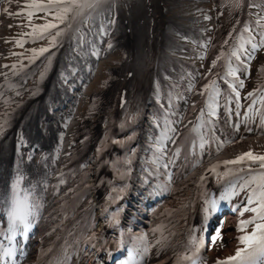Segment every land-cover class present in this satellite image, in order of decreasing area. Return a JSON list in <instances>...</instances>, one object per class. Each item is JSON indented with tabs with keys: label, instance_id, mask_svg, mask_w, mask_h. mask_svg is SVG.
Listing matches in <instances>:
<instances>
[{
	"label": "bare ground",
	"instance_id": "bare-ground-1",
	"mask_svg": "<svg viewBox=\"0 0 264 264\" xmlns=\"http://www.w3.org/2000/svg\"><path fill=\"white\" fill-rule=\"evenodd\" d=\"M247 0H215L218 8H223L226 3L229 4L231 19L226 25H220L219 35L214 42L210 56H216L215 65L212 64V68L207 78L201 80V86L208 84L209 80L213 78L220 70L221 65L225 62V56L232 46L234 37L240 28L242 21L245 19L244 12ZM238 5V6H237ZM142 18L144 17L143 10H140ZM140 18H138L137 28L135 30L134 39L140 49L138 55L139 66H141L145 60L146 56L143 52V45L145 43L146 30L148 29L149 23L145 21L139 24ZM163 41V38L159 36ZM227 41V43H225ZM219 57V59H218ZM120 73L117 72V77L114 81L113 90L117 88L120 82ZM120 94V92L118 93ZM195 109L194 104H189L185 107L186 117H191ZM3 117V112H0V119ZM186 127L181 129L184 132ZM205 137L196 139L190 144V148L195 151V155L191 158L185 156L184 149L178 152V148L169 144L163 147L162 157L164 161V169L168 173V177L165 176L164 184L166 187V196L161 201V205L158 207L154 213V219L149 225L150 229L146 230L145 235L142 238L132 239L125 236L124 233H119L112 238L111 241L103 239V231L99 227H93L89 231L81 229H75V231L67 228L69 225L74 223L77 219L75 216L79 213L80 207L75 208V211L70 214L72 205L70 201L77 196H80L79 190H85L87 192H92L96 196L98 194L97 186L93 185L92 181L86 179V186L77 187V184L68 183L63 190H56V176L52 177L49 170L45 168V174L43 177L44 183L41 185L43 191V204L45 206V211L41 214L39 218V228L40 231L38 235H34V232L29 237L23 236L20 240V252L17 258L12 264H95L99 260L110 259L112 252H116L120 249V244L118 241L120 239L125 240L127 243H133L132 247L136 249L134 253L135 264H172V260L175 259L176 264H181L183 260L180 258L186 255H192L193 247L191 244V238L187 239L189 229L187 230L189 223L198 224L203 222L207 223L208 220L212 221L217 214L211 213L208 215L205 209L208 207L206 200L216 199L218 205L224 203V200H220L222 194L227 191L232 190V184L238 187L240 181L249 176V168L247 163L241 162L240 164H226L225 161L235 160L236 157L240 156L242 153L252 151L253 154L264 155V135H254L250 131L245 132L242 136L236 134V141L234 144L230 145L225 150L211 153L208 156V137H212L208 133L212 131V128L202 127L198 129ZM208 130V132H207ZM225 136H229V129H221L220 133ZM212 134V133H211ZM2 137H0L1 139ZM87 143V140H84ZM159 148V145L156 144ZM147 148L142 150L141 160L138 162L139 171L146 167L145 156L147 155ZM151 154H153L151 152ZM166 165V167H165ZM242 165V166H241ZM243 167V168H241ZM215 168V171L212 169ZM233 173L229 177H221V171L224 170ZM235 169V170H234ZM65 171V168H63ZM145 171V169H144ZM9 173L6 166L1 170L3 178H5ZM87 173L91 176L90 171ZM253 174V173H252ZM84 177V175H83ZM127 177V175L125 176ZM203 177V179H201ZM36 179H27L28 182H32ZM41 179V178H40ZM231 182V183H229ZM101 192L98 194V199H102L105 192L104 189H100ZM235 191L238 195L232 196L230 200L234 203V206L230 211L228 218L231 219L232 223L235 225H229L231 227H236L240 220H249L255 214L251 211L244 212L243 216L240 212L243 208L248 205L247 196H242L241 189ZM0 192L2 193L5 202H8V196L4 192L0 185ZM252 192V191H251ZM251 194V193H250ZM120 195V194H119ZM118 197V195H117ZM213 197V198H212ZM122 199V196L120 197ZM162 199V198H161ZM229 201V200H227ZM84 209H88V203H85ZM217 205V207H218ZM66 207H70L69 211H66ZM95 208L86 210V214L91 216L96 212L94 223L102 224L105 222V210L101 205L94 206ZM250 207H256V203L250 205ZM80 209V210H83ZM56 217L57 220L48 219ZM0 229L2 233L8 232V222L5 219H1ZM238 221V222H236ZM262 220H257L256 223H261ZM192 224L190 225V227ZM22 227V226H21ZM203 229V227H200ZM199 228V230H200ZM247 228V227H246ZM37 231V227L35 228ZM96 229V230H95ZM22 228H20L16 233L21 234ZM20 232V233H18ZM10 233V232H9ZM128 233V232H127ZM130 235V233H128ZM199 235L203 236V232ZM62 237L58 244H62L63 254L58 255V245L57 240ZM126 237V239L124 238ZM118 237V240H117ZM184 241V242H183ZM93 242L103 243L104 254L97 259H93L92 263L88 257L89 251L92 249ZM187 251H182L184 248ZM55 247V248H54ZM241 247V246H240ZM98 254H100L99 248ZM147 249V251H145ZM205 248H201L200 257L203 260V264H216L217 258L211 254L206 253ZM181 251V252H180ZM23 252V255H21ZM127 260H123L120 264H123Z\"/></svg>",
	"mask_w": 264,
	"mask_h": 264
},
{
	"label": "snow or ice",
	"instance_id": "snow-or-ice-1",
	"mask_svg": "<svg viewBox=\"0 0 264 264\" xmlns=\"http://www.w3.org/2000/svg\"><path fill=\"white\" fill-rule=\"evenodd\" d=\"M105 2L106 0H48L47 4L33 3L29 6L42 11L56 9L57 19H59L61 23L69 21L67 26L71 28V21H74L80 17H84L86 19L87 15L91 14V11L97 9ZM86 10H89L87 15ZM31 15L32 13L30 12L29 16ZM205 19H210V17H205ZM256 23L259 26V21ZM50 28H57V25L55 23H48L41 26L42 32L47 31ZM244 31L247 32L250 30L245 28ZM62 33L63 30L59 31L57 35H61ZM260 35L261 39L259 43L253 42V37H249V39L246 41V43L250 45L253 52L260 47H264V32H262ZM55 39L56 37H53V41H55ZM225 43H227V41H225ZM40 51L45 52L48 51V49H41ZM230 55L236 59L238 62V67H230L227 75L236 78V83L232 84L231 87L233 92H235L236 97H239V92L236 91V87L238 85L242 88L244 86V81L237 77V72L241 70H243L245 73L248 72L249 64L247 61L252 59V53L244 47V43H241L239 48L234 49ZM242 55L244 56V59H241ZM215 63L216 62L213 61V65H215ZM13 67H15V65H13ZM260 72L264 74V66H261ZM210 88L213 89V96L218 95V91L215 90V81H212L210 85L205 86L206 90ZM248 95L251 97L254 95V93H249ZM261 100L264 102V97H261ZM255 103L256 101L254 100L252 105L249 106V109H251ZM237 107H239V104H237ZM208 108L210 109L212 115H216L212 104H209ZM262 123H264V121H262ZM193 131H196V129H193ZM241 162L247 163L250 177L240 185V189L243 190L248 188L253 183L256 184V188L252 189L251 194L247 197L248 205L243 208V210L240 212V215L243 216L244 212L248 211L253 212L255 215L249 220H240L237 225V229L238 231H243L249 224H255V227L250 234L246 233L238 237V240L244 245V247H238L235 254L227 257L225 260H217V264H264V223H256L257 220H264V155L253 154V152L250 150L248 152L242 153L240 156L236 157L235 160L225 161L224 163L240 164ZM212 171H215V168H213ZM231 175H233V173L231 170H229L222 173L221 177L224 178ZM201 179H203V177ZM18 184L19 181L13 185V199L11 202V207L6 210L8 221L7 230L12 234V236H14L22 226L21 235L27 236L29 231L34 227L37 205H30L28 203L27 195H25L23 198L19 196ZM235 195H238V193L235 191V185L232 184V190L222 194L220 200H230V198ZM254 203H256V207H250V205ZM206 204L208 207L205 209V212L208 215H211V213L216 211L218 201L216 199H208L206 200ZM222 224L223 222H221V227ZM204 230L206 231V229ZM9 239H11V237H9ZM218 239H222L220 236V229H217L215 235L210 236V240L213 243H215V241ZM191 244L193 247L192 255L182 256L180 259L189 261L190 264H203V260L198 254L201 248L204 247V237L193 236L191 238ZM0 248H3L2 244H0ZM145 251H147V249H145ZM14 253V248L3 249V256L11 257L14 255ZM21 255H23V252H21ZM123 264H135L131 250L129 251V259L123 262Z\"/></svg>",
	"mask_w": 264,
	"mask_h": 264
},
{
	"label": "rangeland",
	"instance_id": "rangeland-1",
	"mask_svg": "<svg viewBox=\"0 0 264 264\" xmlns=\"http://www.w3.org/2000/svg\"><path fill=\"white\" fill-rule=\"evenodd\" d=\"M216 7V5H215ZM216 14L218 15V19H219V25L222 24V25H226L230 19H231V12H230V7H229V4L226 3V5L223 7V8H218L216 9ZM219 35V32H217V36ZM47 43L51 42V38L49 40L46 41ZM45 42V43H46ZM238 42L239 44L241 43H244V47L247 48V43H246V39L244 37V34L241 33L239 36H238ZM121 59V50L120 48H115L112 52V56L110 59H107L105 62L102 63V66H101V69H100V72H99V75L97 76L91 90H95V89H98L99 92H102L104 91V88L102 87V84L104 83V81L108 78V68H115V67H112L114 66V61L116 60H119ZM264 59V54L259 56L258 57V61L261 62L262 60ZM113 75H111L110 78H112ZM253 87L254 85L252 84V81L251 79L248 80L247 82V87L244 91V97L247 98L249 95V93L252 92L253 90ZM245 181V180H244ZM244 182H242L241 184H243ZM256 184L254 183L253 186H255ZM252 190V186H249L248 188H245L243 190V195L245 196L247 194L248 191ZM226 225H231V222H227ZM254 230V228H251L250 230H248L247 232H240L238 231L237 229L235 228H228L226 230V233H225V240L223 242V248L220 249L222 250V255L227 252L228 250H230L234 244H236V248L238 245H242L240 243V241L238 240V237L241 236V235H244L246 233H251L252 231ZM235 248V249H236ZM219 250V251H220ZM234 252V251H233ZM219 256V253L218 251L216 252Z\"/></svg>",
	"mask_w": 264,
	"mask_h": 264
}]
</instances>
